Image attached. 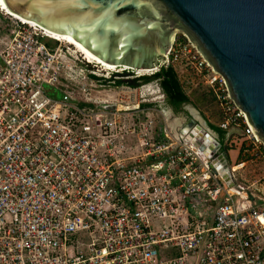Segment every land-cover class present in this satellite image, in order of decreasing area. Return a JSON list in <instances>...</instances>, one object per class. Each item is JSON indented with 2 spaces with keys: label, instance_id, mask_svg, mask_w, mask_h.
<instances>
[{
  "label": "built area",
  "instance_id": "1",
  "mask_svg": "<svg viewBox=\"0 0 264 264\" xmlns=\"http://www.w3.org/2000/svg\"><path fill=\"white\" fill-rule=\"evenodd\" d=\"M96 65L0 8V264H264V191L235 175L243 163L227 164L218 136L193 134L197 124L174 134L146 104L92 100L118 76L144 75ZM161 67L211 95L224 145L240 140L243 157L264 161L222 76L185 35L144 71Z\"/></svg>",
  "mask_w": 264,
  "mask_h": 264
},
{
  "label": "water",
  "instance_id": "2",
  "mask_svg": "<svg viewBox=\"0 0 264 264\" xmlns=\"http://www.w3.org/2000/svg\"><path fill=\"white\" fill-rule=\"evenodd\" d=\"M3 3L13 14L50 32L72 37L118 68L151 69L158 64V58L164 57L173 35H185L222 76L231 99L245 113L256 139L264 146V0ZM101 108L115 110L114 105ZM202 120L209 128L208 122ZM221 148L217 142L216 149ZM222 155L227 163L223 152Z\"/></svg>",
  "mask_w": 264,
  "mask_h": 264
},
{
  "label": "rangeland",
  "instance_id": "3",
  "mask_svg": "<svg viewBox=\"0 0 264 264\" xmlns=\"http://www.w3.org/2000/svg\"><path fill=\"white\" fill-rule=\"evenodd\" d=\"M178 34L173 35L175 38ZM171 40V41H172ZM62 43V42H61ZM171 43V42H170ZM64 47L67 48V53H69L70 59L78 58L79 60L84 59L78 53H75V50L72 49L71 46L62 43ZM85 60V59H84ZM158 61L160 59L158 58ZM157 61V62H158ZM95 66V65H94ZM97 66V65H96ZM104 70H107L105 67H102ZM97 69H100V66H97ZM118 70L117 67L112 70ZM111 70V69H108ZM119 71V70H118ZM138 73L140 70H137ZM102 74L105 71H101ZM143 73L142 71L140 72ZM178 78L180 82L184 85V78H182V70L177 69ZM142 76H150L149 73H143ZM140 76V77H142ZM117 79L123 82L121 86L108 85L100 88H94L90 92V97L92 100H107L108 102H115L116 104H152L151 116L155 119L157 123V127L163 126V124H167L174 119L180 120L182 126L187 125L189 128L194 124H197L199 127H202L203 120H206L208 124H217V111L214 105L213 100L208 96V92L201 88L191 87L188 90L185 85L186 93L189 96L190 102L184 104L179 111L175 112L173 109L167 104L165 96L159 90L157 84L155 82L147 83L139 86L138 88L132 89L124 85V82L129 80H133V77L126 80L123 79L122 76H118ZM128 88V89H126ZM46 91H50L51 93L56 92L55 88L50 85H45ZM132 99V101H130ZM168 112V113H167ZM193 113L198 114L199 119H196ZM201 117V118H200ZM170 120V121H169ZM204 125V124H203ZM203 130L212 131L210 128L204 125ZM209 131V132H210ZM213 137L217 138V134L212 131ZM218 139V138H217ZM235 145H231L228 147V156L231 164H235L234 167L238 166L241 162L243 163L242 167H238L235 170V175L239 178L241 182H245L247 184L257 183V187L259 185H264V161L260 159H250L248 157H243L239 153V144L240 140H234ZM235 161V162H234Z\"/></svg>",
  "mask_w": 264,
  "mask_h": 264
},
{
  "label": "trees",
  "instance_id": "4",
  "mask_svg": "<svg viewBox=\"0 0 264 264\" xmlns=\"http://www.w3.org/2000/svg\"><path fill=\"white\" fill-rule=\"evenodd\" d=\"M155 82L161 91V93L165 96V99L167 101V104L173 109V111L177 112L179 109L184 105L190 102L188 94L185 92L186 89L184 85L180 82L178 78L177 69L174 67H161L159 68V71L155 72L154 74L150 76H142L138 78H134L133 80H129L127 82H124V85L135 89L138 88L141 85ZM114 86H121L123 85V82L121 80H116L113 84ZM48 95L51 97H54L58 99L59 93L56 91L51 93L50 91H47ZM209 94V93H208ZM211 98V95H208ZM211 100H213L211 98ZM80 104H84L81 103ZM146 107H152V104H146L143 105ZM219 121L218 115H217V122ZM209 128L214 131L220 139V143L223 145L224 140L226 138V133L219 129L216 124H208ZM222 152L225 154L227 160H228V147L224 145L222 147Z\"/></svg>",
  "mask_w": 264,
  "mask_h": 264
},
{
  "label": "bare ground",
  "instance_id": "5",
  "mask_svg": "<svg viewBox=\"0 0 264 264\" xmlns=\"http://www.w3.org/2000/svg\"><path fill=\"white\" fill-rule=\"evenodd\" d=\"M0 8L2 11H4L5 13H7L8 15L12 16L13 18L17 19V20H20L21 22L23 23H26V24H30L32 26H35L36 28H39L41 31L44 32V34L53 39V40H57L59 42H62V43H65L69 46L72 47V49L75 50V53H78L80 54L81 56L84 57V59L89 62V63H96L98 64L100 67H105L107 70L108 69H114L116 68L115 65H111L107 62H104L102 61L101 59H99L96 55H94L90 50H88L86 47H84L83 45H81L80 43H78L76 40H74L72 37L66 35V34H63V35H60V34H56L55 32H50L46 29H43L41 28L40 26H38L36 23L32 22V21H27L25 20L24 18L20 17V16H17L15 14H13L12 12H10V10L4 5V3H0ZM145 72L144 70H140V72ZM168 113V112H167ZM194 117L196 119H199V116L198 114H195L193 113ZM170 121V120H169ZM169 127L171 128V130L173 131L174 134H177V129H180V133H185V134H188L190 128L185 125V126H182L181 123H180V120L178 119H174L168 123ZM202 127L199 128V130H194L192 131L193 134L197 135L198 136V131L199 132H202L203 128H204V125L201 124ZM183 133V134H184ZM188 136V135H187ZM205 139L208 141V142H211L213 140V137L210 135V134H206L205 136Z\"/></svg>",
  "mask_w": 264,
  "mask_h": 264
},
{
  "label": "crops",
  "instance_id": "6",
  "mask_svg": "<svg viewBox=\"0 0 264 264\" xmlns=\"http://www.w3.org/2000/svg\"><path fill=\"white\" fill-rule=\"evenodd\" d=\"M58 99H61V95L58 96ZM234 162H235V161H234ZM227 164H229V165L232 166V167L235 166V164H231L229 157H228V160H227ZM237 168H238V167H237ZM256 188L260 189L261 191H264V185H259V187H256Z\"/></svg>",
  "mask_w": 264,
  "mask_h": 264
},
{
  "label": "flooded vegetation",
  "instance_id": "7",
  "mask_svg": "<svg viewBox=\"0 0 264 264\" xmlns=\"http://www.w3.org/2000/svg\"><path fill=\"white\" fill-rule=\"evenodd\" d=\"M217 136H218V135H217ZM218 138H219V136H218ZM219 140H220V139H219ZM221 146L223 147V146H224V144H223V145L221 144ZM221 151H222V148H221Z\"/></svg>",
  "mask_w": 264,
  "mask_h": 264
},
{
  "label": "snow or ice",
  "instance_id": "8",
  "mask_svg": "<svg viewBox=\"0 0 264 264\" xmlns=\"http://www.w3.org/2000/svg\"><path fill=\"white\" fill-rule=\"evenodd\" d=\"M0 3H3V0H0Z\"/></svg>",
  "mask_w": 264,
  "mask_h": 264
}]
</instances>
